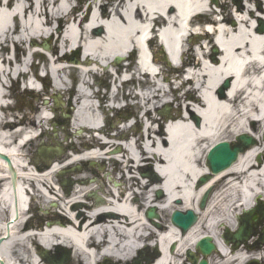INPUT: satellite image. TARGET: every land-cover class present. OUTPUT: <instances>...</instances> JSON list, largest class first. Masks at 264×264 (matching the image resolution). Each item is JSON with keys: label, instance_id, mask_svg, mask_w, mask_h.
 <instances>
[{"label": "bare ground", "instance_id": "1", "mask_svg": "<svg viewBox=\"0 0 264 264\" xmlns=\"http://www.w3.org/2000/svg\"><path fill=\"white\" fill-rule=\"evenodd\" d=\"M73 2L0 0V154L12 162L9 172L8 163L0 158V178L9 173L16 177L13 197L4 192L0 200V239L3 241L0 259L5 264H56L42 257L44 252L29 233L34 224H24L29 194L26 188L30 187L37 192L35 200L39 203L40 215H47L43 220L51 221L46 230L49 236L42 243L51 246L52 242L60 240L75 248L67 264L125 262L143 245L150 250L155 245L160 252L153 264H181L179 255L193 249L204 237L215 239L221 252L218 264H245L254 257L264 262V252L258 256L247 255L244 250L234 253L219 235L224 230L232 232L231 228L236 227L235 217L241 215L239 211L248 210L264 198V149L260 134L264 128V68H261L264 64V32H259L260 28L254 22L256 19L264 22V0H79L70 10ZM209 8L221 10L222 18L216 23L218 46L203 27L199 29L201 34L189 42V38L185 39L187 27L205 16L191 17ZM13 16L15 22L19 17L21 24L14 32L10 28ZM154 16L157 19L153 20ZM153 21L164 26L172 61L180 54L186 57L184 65L190 71L181 69L180 72L189 79L180 86L179 79L177 83H168L166 77L161 80V75L151 81L149 73L154 68L147 63L143 66L147 72L143 69L141 72L136 64L127 66L124 63L133 46L142 48L145 45L146 31ZM206 21L213 24V21ZM56 23L62 30L58 32L57 45L47 41L50 46L45 50L38 38H53ZM29 43L47 53L48 57L42 56L43 60L57 80V95L52 96L56 102L46 108L65 111L63 92L68 88L66 77L70 65L65 64L68 55L58 56L61 49L84 45L85 55L77 63H70L74 68L70 76L80 77L81 81L102 69L108 78L112 75L110 70L118 78L132 73L144 80L140 84L142 90L138 91L143 93L141 101L135 108L149 123L145 122L144 130L139 134L130 133L133 121L127 120L117 133L106 136L100 128L102 115L110 106L118 108L122 99L115 95V89L110 88L103 94L94 85L86 83L84 89L92 95L89 98L84 89L81 95L78 92V105L82 108L75 116L73 129L81 130L79 135L95 132L100 139H86L82 135V145L77 147L70 142L69 132H65L66 137L61 140L58 128H54L48 133L54 145L46 140L41 143L44 159L58 157L55 165L58 173L74 163L117 158L113 160L116 166L113 171L121 174L122 180L115 178L105 167L100 168L93 182L87 171L74 177L64 172L59 178L54 174L55 170L43 176L34 172L39 167L35 161H29L30 150L27 149L35 141L25 144V140L29 134L30 138L34 137L32 133L37 123L42 124L46 119L41 115L39 118H20L6 112L10 107L7 84L26 70V62L21 61L20 56L28 50ZM11 46L16 51L15 61L10 59ZM119 56L121 61L114 62ZM154 57L158 66L160 57L155 54ZM146 58L144 51L143 59ZM226 81L230 86L222 95ZM175 84L178 87L174 88ZM131 87V83L125 85L129 97ZM199 89L203 92L202 99L197 95ZM170 96L179 108L177 111L167 108L169 121L164 129V124L153 116V112L166 104ZM243 135L251 136L259 143L241 154L229 168L218 174L210 173L209 181L199 186L197 181L209 170L208 152L219 143H234ZM87 147L97 150H87ZM69 148L74 151L66 153ZM56 151L61 154L55 155ZM144 162L146 164L141 165ZM153 162L162 166L156 169L153 179H148L143 173L152 170ZM106 180L112 186H108ZM64 181L71 186H61ZM209 187L212 198L208 207L201 210L198 208L200 198ZM120 188L123 191L118 195ZM156 192H162L163 198L158 199ZM91 195L102 197L101 202ZM53 202L56 203L51 206ZM148 207H155L160 215L174 210H194L199 222L183 236L172 224L165 225L157 218L150 221L146 216ZM161 223L162 226H158ZM173 246L176 250L172 253Z\"/></svg>", "mask_w": 264, "mask_h": 264}, {"label": "rangeland", "instance_id": "2", "mask_svg": "<svg viewBox=\"0 0 264 264\" xmlns=\"http://www.w3.org/2000/svg\"><path fill=\"white\" fill-rule=\"evenodd\" d=\"M262 5V4H261ZM261 13V12H260ZM254 22H256V25H259L260 24V20H254ZM192 40V39H191ZM51 42L53 43V44H56V40L54 39H52L51 40ZM24 52H22L21 53V57H22V54H23ZM162 68H163V72H164V74H163V76L161 77V80H165V78L164 77H166L167 78V82L168 83H170L171 81H173V78L175 77V76H179L180 75V72L179 71H176L177 70V68L178 67H175V66H172L169 62H168V60H164V59H162V57L160 56V64H159ZM173 71L175 72V73H173ZM75 76H76V74H75ZM78 78V77H77ZM17 82H19V86H17V85H15L14 87H13V89H12V91H13V93L12 94H14V96L15 97H17V98H19V100H21V105H19L20 107L19 108H21V106L23 107V103H27V102H29L30 104H33L32 106L33 107H35L36 108V106H38V105H41V100H42V98H43V96H39V94H34V93H31V91H26V92H22V89L20 88V85H21V81L20 80H18ZM48 83H50V90H49V92L47 93V94H49L50 95V98H52V95H57L56 94V92H55V89L52 87V79L51 78H49V82ZM175 87H177V85L175 86ZM55 93V94H54ZM64 95V94H63ZM76 96V92H74L72 95H71V98L73 97V99H74V97ZM40 98V99H36V98ZM63 100H65V101H67L68 100V95L67 94H65L64 96H63ZM52 101L54 102V99L52 98ZM67 102H69V101H67ZM166 104H162L160 107H158V109L156 110V111H154L153 112V116L154 117H156V118H158V117H160L161 119H165L166 117L165 116H162V115H160L159 113L160 112H164V111H166V109L167 108H170V107H172L174 110H178V108H179V105H178V103H177V101H175L174 100V98L172 97V96H170L169 98H168V100H166ZM69 103H72V101L70 100V102ZM42 106V105H41ZM24 107H26V106H24ZM17 108H18V106H17ZM44 110V109H43ZM38 109H36V111L35 112H32V110L31 109H28V108H24V114L26 115H28V118H30V117H37L38 118ZM45 111V110H44ZM136 111H138V109H136V108H133V107H130V108H128V109H126L125 111H123V112H118V113H116L115 112V114L116 115H121V113H124V115L126 116V115H129L130 117L131 116H133L135 113H136ZM71 112V111H70ZM20 114V113H19ZM46 115H48L49 116V113H47L46 112ZM129 117V118H130ZM20 118H21V116H20ZM125 120V119H124ZM27 122H28V119H27ZM65 122H67V120H65ZM68 122H69V120H68ZM122 122V121H121ZM70 123V122H69ZM45 126L46 127H50V129L52 128V130H53V127L52 126H49L48 124H45ZM116 126H119L118 124L116 125ZM154 127H157V125L156 126H154ZM58 129H59V131H58V134H59V136H60V138H61V140H63L65 137H66V135H65V131H67V132H70V141H71V143H73L75 146H77V147H81L80 145H79V140L77 139L78 137H77V131H78V129H73L72 128V126L70 127V125L68 126V127H65V128H59V127H57ZM116 128V127H115ZM137 128V127H136ZM135 128V129H136ZM52 130L50 131V132H52ZM114 128H111L110 130H109V132L110 133H113L114 132ZM138 130H140V128L138 129ZM49 132V131H48ZM47 132V133H48ZM130 133H132V131H130ZM260 134L262 135V137L264 136V128L262 129V130H260ZM79 136V135H78ZM43 140H47L48 141V143L49 142H52V144H53V141L52 140H50L49 139V137L46 135V133H45V135H44V137H43ZM263 146H264V142H262L261 143ZM40 145H41V141L40 140H38V141H35L34 142V144H32L31 146H29L28 147V149L27 150H30V152L28 153L30 156H31V154H32V156L33 157H35V156H37V154H38V152H39V147H40ZM263 149H264V147H263ZM66 152H68V151H66ZM54 160V159H53ZM258 160V159H257ZM41 165V164H40ZM102 165L105 167V169H109V170H111L112 171V173H113V176L114 177H118L119 176V174L117 173V172H114L113 170L115 169V165H114V163L113 162H110V161H105L104 163H102ZM42 166V165H41ZM45 166H47V165H45ZM49 166V165H48ZM85 166V171H87V172H89V176L91 177V178H95V177H98V174H99V172H100V167L98 166V165H93V163H91V165H84ZM44 166H42V168H43ZM84 171V172H85ZM135 171V170H134ZM83 172V171H82ZM137 172V171H136ZM74 173L75 172H71L70 173V175L71 176H73L74 175ZM148 173V172H147ZM147 173H143V174H147ZM77 174V173H76ZM75 176V175H74ZM107 184H108V186H109V184H110V181L109 180H106L105 181ZM155 194H157V193H155ZM38 207L35 205V209L37 210V213L38 214H40V209H37ZM221 212V211H220ZM221 214L222 215H224V213L223 212H221ZM170 215H171V213H163V214H161V217H162V219H163V223H167V224H170L171 222H170ZM236 221V220H235ZM234 221V222H235ZM39 222H44V220H42V219H39ZM35 223V222H34ZM34 225H36V223L34 224ZM58 250V249H57ZM60 251V250H59ZM59 251H57V252H59ZM252 255V254H251ZM179 258H181V257H179ZM134 263V260L133 261H131L130 263L129 262H127L126 264H133ZM219 262H218V256L216 257V258H214L213 260H212V264H218Z\"/></svg>", "mask_w": 264, "mask_h": 264}, {"label": "water", "instance_id": "3", "mask_svg": "<svg viewBox=\"0 0 264 264\" xmlns=\"http://www.w3.org/2000/svg\"><path fill=\"white\" fill-rule=\"evenodd\" d=\"M262 30L264 31V26L262 27ZM229 87V83L226 84V88ZM239 141L242 143V147H235L232 148L229 143H221L217 145L212 152L209 155V166L213 170L214 173H219L228 167H230L234 162H236L239 153L244 152L247 148L255 144V141L247 136H242L239 138ZM4 160H6L10 166L11 162L7 157L2 156ZM205 182V180H203ZM208 195L205 196L203 199L201 208L204 209L206 202H207ZM254 214V212L251 213V215ZM149 217H157L155 214V210H152L149 213ZM197 221V216L193 211H189L186 214H183L181 212H175L173 215V222L177 226L183 229L184 233ZM246 226L244 225L239 233H236L233 236V239L235 241H242L247 240L251 238V233L245 231ZM264 244V238L262 239V243ZM197 249L203 253V255L208 256L212 253L213 250H215V245L212 243V238L207 237L203 240H201L198 245ZM201 264H208L206 260H203ZM257 264V262L253 263Z\"/></svg>", "mask_w": 264, "mask_h": 264}]
</instances>
